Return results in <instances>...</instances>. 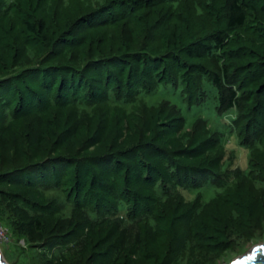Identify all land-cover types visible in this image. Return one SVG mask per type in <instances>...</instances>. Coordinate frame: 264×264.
Listing matches in <instances>:
<instances>
[{
	"label": "trees",
	"instance_id": "trees-1",
	"mask_svg": "<svg viewBox=\"0 0 264 264\" xmlns=\"http://www.w3.org/2000/svg\"><path fill=\"white\" fill-rule=\"evenodd\" d=\"M0 223L25 264L264 241V0H0Z\"/></svg>",
	"mask_w": 264,
	"mask_h": 264
},
{
	"label": "rangeland",
	"instance_id": "rangeland-1",
	"mask_svg": "<svg viewBox=\"0 0 264 264\" xmlns=\"http://www.w3.org/2000/svg\"><path fill=\"white\" fill-rule=\"evenodd\" d=\"M167 98L172 101L171 97H168V96H166L165 93H161L160 92L158 95H154V97L152 99L154 100L155 103H157V102H160V101L165 100V99L167 100ZM177 103L180 104L179 101H177ZM235 114L236 113L233 111L230 116L235 115ZM199 115L203 116L205 118H208L210 120L212 126H214V125L217 126V123H215L216 122V118L214 116L209 117L207 115V111L203 110V111H201V113ZM226 120H227V122H230L229 119H226ZM229 137L230 136H228V135H226V137H225L226 140L229 141L228 145H227V148L228 149L229 148L230 149L231 148L234 149V145H233L234 138L230 139ZM238 151L241 152L242 155H240V154L238 155V157L236 158L235 164L233 165V168H235V167H240V168L243 167L244 168V167H246V161H247V158H248V151L243 149V148H240V147H239ZM202 191H203V200L204 201L210 200V198L212 197L211 191L209 189H204ZM188 192H192V193H188ZM183 193L186 195L187 199H193L198 194L197 191H184ZM10 232H11V230H10ZM258 244H264V241H260L257 244H253V243L248 244L247 250L244 251L243 253H240V254L229 253L226 256V258L223 259L222 264H231L236 258H238V257H240L242 255H245L255 245H258ZM20 246L21 247H26L25 241L24 240L19 241L13 235H12V241H11V243L9 245H1V249L3 251V258H4L5 262H7V264H16L18 259H20L21 261H24V264L27 262V260H28L27 257L20 255Z\"/></svg>",
	"mask_w": 264,
	"mask_h": 264
},
{
	"label": "water",
	"instance_id": "water-1",
	"mask_svg": "<svg viewBox=\"0 0 264 264\" xmlns=\"http://www.w3.org/2000/svg\"><path fill=\"white\" fill-rule=\"evenodd\" d=\"M0 264H7L0 249ZM231 264H264V244L255 245L245 255L236 258Z\"/></svg>",
	"mask_w": 264,
	"mask_h": 264
},
{
	"label": "built area",
	"instance_id": "built-area-1",
	"mask_svg": "<svg viewBox=\"0 0 264 264\" xmlns=\"http://www.w3.org/2000/svg\"><path fill=\"white\" fill-rule=\"evenodd\" d=\"M11 241H12V237L9 233V230L0 223V249H1V245H9Z\"/></svg>",
	"mask_w": 264,
	"mask_h": 264
}]
</instances>
